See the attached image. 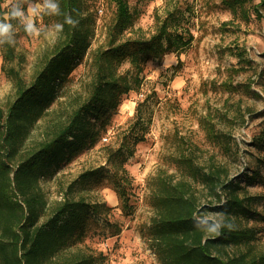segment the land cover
Listing matches in <instances>:
<instances>
[{
    "label": "rangeland",
    "instance_id": "rangeland-1",
    "mask_svg": "<svg viewBox=\"0 0 264 264\" xmlns=\"http://www.w3.org/2000/svg\"><path fill=\"white\" fill-rule=\"evenodd\" d=\"M227 2L128 0L130 24L114 32L116 0H79L84 50L48 85L49 99L28 129L22 155L45 142L87 101L100 52L128 40H149L164 26L163 44L171 39L176 49L139 67L131 59L114 65L130 91L101 119L86 120L80 150L46 164L38 175L41 222L60 203L83 204V219L55 257L57 264L76 255L90 256V264H163L150 234L153 199L161 183L191 178L188 161L205 172L225 168L250 195L262 196L257 209L264 213V140L258 143L264 138V0ZM29 3L43 0H27L25 11ZM1 6L4 18L11 5L2 0ZM10 22L14 43L0 45L5 117L20 88L33 84L48 66L62 37L61 32L31 37L17 20ZM35 22L44 30L60 23L57 15L43 12ZM195 183L201 203H208ZM247 225L254 230L256 249L264 252V219Z\"/></svg>",
    "mask_w": 264,
    "mask_h": 264
},
{
    "label": "trees",
    "instance_id": "trees-1",
    "mask_svg": "<svg viewBox=\"0 0 264 264\" xmlns=\"http://www.w3.org/2000/svg\"><path fill=\"white\" fill-rule=\"evenodd\" d=\"M59 1L57 17L63 31L53 58L33 84L20 88L6 117L0 109V264H57L55 257L83 219V204L67 200L52 208L50 216L41 222L44 204L36 193L38 175L46 164L58 163L67 154L71 156L80 150L85 143L86 120L101 119L109 110L117 108L122 93L130 91L127 81L116 77L114 65L131 59L139 67L149 58H159L176 49L171 39L163 44V37L167 35L164 26L149 40H128L100 52L96 56V82L87 101L45 142L22 155L28 129L49 99L48 85L84 50L85 39L79 29V0ZM246 1L227 3L234 6ZM1 2L0 20H3ZM116 2L117 22L113 30L123 32L131 21L128 0ZM68 15L78 22L75 27L64 23ZM239 55L240 61H244L243 54ZM263 140L260 138L258 143ZM187 169L190 179L203 189L209 202L201 203L189 178L160 184L153 199L155 214L150 234L163 264H264V252L256 249L254 230L247 225L253 219H264V213L257 209L262 196L250 195L241 181L229 177L225 168L205 172L188 161ZM118 191L124 207L127 206L124 190ZM208 215H223L233 228H222L218 236L207 233L197 223L209 218ZM91 261L90 256L76 255L64 264H90Z\"/></svg>",
    "mask_w": 264,
    "mask_h": 264
},
{
    "label": "clouds",
    "instance_id": "clouds-1",
    "mask_svg": "<svg viewBox=\"0 0 264 264\" xmlns=\"http://www.w3.org/2000/svg\"><path fill=\"white\" fill-rule=\"evenodd\" d=\"M27 0H8V4L11 5L8 12L5 13L3 20H0V45L2 44H13L15 29L11 20H17L24 31L31 37H40L41 34L48 37L58 36L63 31V24H53L48 29L44 30L36 25V17L42 12L49 15H59L60 6L57 0H43L42 4H31L29 3L27 11L23 8V4ZM7 6V5H6ZM64 23L69 24L73 27L78 23L73 20L70 15L65 16ZM212 220L213 223L209 224L208 221ZM197 227H201L206 230L207 233L212 235H220V230L224 227L229 229L233 228L231 223L225 222V217L220 215L218 217H209L199 220Z\"/></svg>",
    "mask_w": 264,
    "mask_h": 264
}]
</instances>
